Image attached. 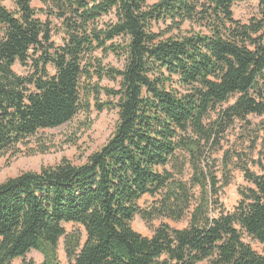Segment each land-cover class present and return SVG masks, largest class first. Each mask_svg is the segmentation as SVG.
I'll use <instances>...</instances> for the list:
<instances>
[{"label":"trees","instance_id":"obj_1","mask_svg":"<svg viewBox=\"0 0 264 264\" xmlns=\"http://www.w3.org/2000/svg\"><path fill=\"white\" fill-rule=\"evenodd\" d=\"M10 1H0V153L93 108L118 119L83 163L0 183V264L31 250L59 264L61 238L69 264H264L245 240L264 251L263 160L257 171L238 166L247 184L226 211L218 195L233 154L224 151L220 178L213 156L236 120L264 115V0L246 22L232 11L243 0ZM109 54L123 66L103 64ZM145 195L154 200L142 209ZM136 215L186 225L161 221L144 236ZM67 223L83 228V243Z\"/></svg>","mask_w":264,"mask_h":264},{"label":"rangeland","instance_id":"obj_2","mask_svg":"<svg viewBox=\"0 0 264 264\" xmlns=\"http://www.w3.org/2000/svg\"><path fill=\"white\" fill-rule=\"evenodd\" d=\"M7 8L13 9L10 0H0ZM157 0H147L151 4ZM32 6L35 9L42 8L40 0H32ZM234 17L243 22L258 15L257 0L237 1L232 7ZM38 17L44 19V15L39 13ZM189 29V25L183 26L182 30ZM58 41V37L55 38ZM103 64L122 67L123 59L109 54L103 57ZM15 72L26 74L27 69L16 63L13 66ZM50 72L52 68L49 67ZM101 86H114L115 83L106 79L99 81ZM101 101L112 100L104 94L100 95ZM117 109H103L97 112L94 108L90 114L80 112L76 114L69 122L55 128H46L39 130L34 136H30L24 141L18 143L15 148L8 152L0 153V183L7 178L14 177L26 171H39L43 166H53L62 159H67L73 164L83 163L87 156L99 149L110 137L117 123ZM264 124L263 116L249 115L247 121L236 120L224 133L218 151L213 156L218 158L217 168L218 177L222 176L221 159L224 151L229 150L232 156L230 164L231 180L229 184L219 192V201L222 209L229 211L235 206L238 196V188L247 184L243 173L238 166H246L251 170L257 171L258 168L253 161L262 158L264 145L262 144V133L260 126ZM187 177V175H185ZM154 198L145 195L139 201L142 209H147ZM161 221L177 228L184 227L186 221L172 222L167 219L153 218L151 221H145L140 215H136L132 222V228L144 236H150L152 230L160 224ZM68 233L77 232L81 235V243L85 239V233L80 225L73 223L65 224ZM252 247L259 253L264 254L263 247L256 241L245 238ZM57 257L59 264H69L64 250V239L61 238L58 243ZM24 258V259H23ZM23 258H16L12 264H22L24 260H32L39 264L42 262V255L31 250Z\"/></svg>","mask_w":264,"mask_h":264}]
</instances>
